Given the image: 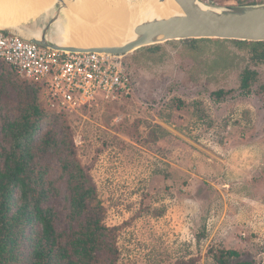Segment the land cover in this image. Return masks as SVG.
Returning <instances> with one entry per match:
<instances>
[{
  "label": "rangeland",
  "instance_id": "rangeland-1",
  "mask_svg": "<svg viewBox=\"0 0 264 264\" xmlns=\"http://www.w3.org/2000/svg\"><path fill=\"white\" fill-rule=\"evenodd\" d=\"M155 46L122 58L131 96L48 116L43 132L68 138L96 186L113 264H264V65L231 40ZM246 69L257 76L243 89ZM25 86L0 61V165L3 127L21 113ZM58 158L54 149L43 163L55 180ZM59 187L51 204L62 229L70 203Z\"/></svg>",
  "mask_w": 264,
  "mask_h": 264
},
{
  "label": "trees",
  "instance_id": "trees-1",
  "mask_svg": "<svg viewBox=\"0 0 264 264\" xmlns=\"http://www.w3.org/2000/svg\"><path fill=\"white\" fill-rule=\"evenodd\" d=\"M229 1L218 5L259 2ZM233 43L249 49L254 64L264 65V42ZM151 48L158 49L159 46ZM256 76L255 71L246 69L242 74V88L248 89ZM25 83L28 92L26 100L20 101L21 113L6 120L3 127L8 148L0 165V264H102L103 255L113 264L110 261L115 253L111 248L112 231L103 223L102 206L95 203L96 186L75 158L68 138L55 142L54 134H44L42 129L48 116L65 118L68 114L52 112L47 106L43 87L30 81ZM223 94V90L216 93L218 96ZM54 149L60 154L57 159L61 172L59 180L54 179L51 165L43 164ZM63 182L70 204L64 219L66 227L61 229V213L51 202L59 194V183ZM224 256L234 258L238 253L227 251ZM219 262L226 263L224 259Z\"/></svg>",
  "mask_w": 264,
  "mask_h": 264
},
{
  "label": "water",
  "instance_id": "water-1",
  "mask_svg": "<svg viewBox=\"0 0 264 264\" xmlns=\"http://www.w3.org/2000/svg\"><path fill=\"white\" fill-rule=\"evenodd\" d=\"M131 1L137 3L140 0ZM174 1L182 10V16L140 24L134 30L136 39L123 46L83 45L87 42L82 34L94 33L95 28L114 29L115 23L111 24L98 15L92 20L85 10L79 12L78 0H55L47 15L24 23L19 29L0 28V32L61 52L99 53L120 58L142 48L172 41L215 39L264 42V1L240 6L209 5L214 9L201 8L198 5L200 0ZM60 22L62 25L58 29ZM63 37L69 38V46L61 44Z\"/></svg>",
  "mask_w": 264,
  "mask_h": 264
},
{
  "label": "built area",
  "instance_id": "built-area-1",
  "mask_svg": "<svg viewBox=\"0 0 264 264\" xmlns=\"http://www.w3.org/2000/svg\"><path fill=\"white\" fill-rule=\"evenodd\" d=\"M122 60L99 53L52 50L0 32V61L21 79L42 86L47 106L56 114L131 96L132 76Z\"/></svg>",
  "mask_w": 264,
  "mask_h": 264
},
{
  "label": "bare ground",
  "instance_id": "bare-ground-1",
  "mask_svg": "<svg viewBox=\"0 0 264 264\" xmlns=\"http://www.w3.org/2000/svg\"><path fill=\"white\" fill-rule=\"evenodd\" d=\"M78 1V11L83 12L85 10L92 20L96 19L95 16L98 12L100 13L99 5L105 12L104 14L102 12L104 19L111 24L115 23L114 29L95 28L96 32L94 33L85 32L82 34L83 37H86L85 41L87 42L83 45L123 46L136 39L134 30L140 24L183 15L182 10L174 0H140L137 3H132L131 0ZM54 3L55 0H0V28L19 29L24 23L47 15L54 7ZM198 5L203 9H214L201 2ZM99 16L102 18L101 14ZM61 25L60 22L57 28L60 29ZM63 33L62 30L61 34ZM61 41V44H65L64 46L70 44L68 37H63Z\"/></svg>",
  "mask_w": 264,
  "mask_h": 264
}]
</instances>
